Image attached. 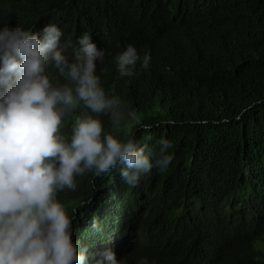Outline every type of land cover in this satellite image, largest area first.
I'll use <instances>...</instances> for the list:
<instances>
[{
  "label": "clouds",
  "instance_id": "9594fccd",
  "mask_svg": "<svg viewBox=\"0 0 264 264\" xmlns=\"http://www.w3.org/2000/svg\"><path fill=\"white\" fill-rule=\"evenodd\" d=\"M151 1L162 3L167 16L156 20ZM216 5L217 0H181L173 9L168 0H130L129 15L119 27L107 25L109 39L120 47L116 53L103 34L92 37L82 30L71 46L54 23L39 31L0 26V264H86L88 248L74 241L73 224L91 200L87 194L70 216L58 193L74 191L77 177H103L118 166L124 185L116 214L103 217L113 232L94 247L87 264H127L124 256L148 235L143 195L132 187L153 168L167 170L175 154L169 139L162 137L154 154L135 133L120 135L119 129L138 117L128 101L105 90L104 69L98 74L97 64L107 54L121 77L142 75L150 69L148 50L164 31L180 29L190 39L192 33L183 28L189 15ZM150 127L141 124L144 141L152 140ZM169 204L174 208L171 228L183 241L168 242L161 264H219L229 241L253 236L226 215L223 199L186 203L171 197ZM139 264L150 262L141 257Z\"/></svg>",
  "mask_w": 264,
  "mask_h": 264
},
{
  "label": "trees",
  "instance_id": "16d2710c",
  "mask_svg": "<svg viewBox=\"0 0 264 264\" xmlns=\"http://www.w3.org/2000/svg\"><path fill=\"white\" fill-rule=\"evenodd\" d=\"M129 2L0 0V26L39 31L54 23L71 46H76L75 33L82 30L92 37L103 34L116 53L120 47L109 39L107 25L119 27L129 15ZM180 3L168 0L173 9ZM150 7L156 20L168 14L162 3L151 1ZM183 28L192 33L190 39L180 29L170 30L151 45L150 69L142 75L121 77L107 54L97 64L98 74L104 69L105 90L128 101L138 117L122 126L120 135L135 133L154 154L157 142L169 139L173 144L169 151L175 154L167 170L153 168L132 187L143 195L148 235L124 257L127 264H139L141 257L150 264L163 263L168 242L177 246L183 241L170 225L174 211L170 198L190 203L215 196L223 199L228 217L253 232L252 237L229 241L219 264H264V0H217L214 9L189 15ZM102 44L106 47V37ZM167 84L177 92L169 91ZM142 123L151 126L152 140H143L147 133ZM76 183L74 191L65 189L58 199L70 216L87 194L91 200L85 204L86 217L73 224L74 241L88 248L87 264L94 247L113 232L103 217L116 214L124 183L119 166L103 177L90 173L77 177Z\"/></svg>",
  "mask_w": 264,
  "mask_h": 264
},
{
  "label": "rangeland",
  "instance_id": "374dc122",
  "mask_svg": "<svg viewBox=\"0 0 264 264\" xmlns=\"http://www.w3.org/2000/svg\"><path fill=\"white\" fill-rule=\"evenodd\" d=\"M86 203H87V202H86ZM83 210H84V209H83ZM80 217H81V218H84V217H86V215L84 214V216L81 215Z\"/></svg>",
  "mask_w": 264,
  "mask_h": 264
}]
</instances>
